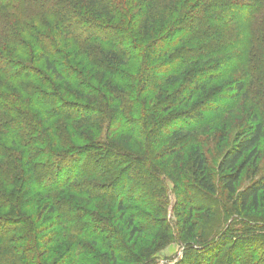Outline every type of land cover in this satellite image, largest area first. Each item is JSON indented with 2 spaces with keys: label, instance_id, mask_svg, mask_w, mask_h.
Wrapping results in <instances>:
<instances>
[{
  "label": "trees",
  "instance_id": "trees-1",
  "mask_svg": "<svg viewBox=\"0 0 264 264\" xmlns=\"http://www.w3.org/2000/svg\"><path fill=\"white\" fill-rule=\"evenodd\" d=\"M262 139L264 0H0V264H264V177L236 189Z\"/></svg>",
  "mask_w": 264,
  "mask_h": 264
},
{
  "label": "rangeland",
  "instance_id": "rangeland-1",
  "mask_svg": "<svg viewBox=\"0 0 264 264\" xmlns=\"http://www.w3.org/2000/svg\"><path fill=\"white\" fill-rule=\"evenodd\" d=\"M247 107L248 108L245 107V108H240L238 110H235L230 114L218 116L216 119H214L209 124L210 127L213 126V128L211 130L204 132L200 136V145L208 159L209 166L212 169L216 168L221 155L230 145L233 144L234 137L236 136V133L238 132V130H240L241 128L245 127L248 124V116H249L248 111L249 109H251V107L249 106ZM128 143L131 146V142L128 141ZM167 161L168 162H165V163L162 162L160 166L166 168L172 173L173 170L169 169L170 168L169 158ZM180 162L181 164L186 166L185 161H180ZM173 176L177 178L181 177V175H177V173H173ZM260 177H264V139H262L261 144L259 146L258 156L255 159L251 160L243 169L241 176H240L238 186L236 188L237 191H239L240 189H243L246 185H248L255 179H259ZM181 183L178 186L184 185L183 183L182 184ZM167 184H168L167 186H168V193H169V205L167 207L166 219L167 221L171 222V225H172V223L175 224L177 221V218L174 215V212L172 210V205L175 202V195L172 192L173 184L168 181H167ZM92 207H97V205L93 204ZM98 207H99V210H101L102 212L109 213V214L116 213V211L114 210V206H111V204H105V205L101 204ZM181 210L185 211V207H183ZM178 211L180 210L178 209ZM199 219H201V217H199ZM198 223H201V220H198ZM120 229L122 231L121 233L123 234V236L126 237L128 233L127 230H125L122 226L120 227ZM153 237H154L153 232H150V235L141 234L139 236V241L135 243L136 245L135 249L140 250L142 249L143 245L144 246H146V244L150 245L151 244L150 238H153ZM60 243L62 242L57 241L54 243V245L53 244L52 245L57 248L61 245ZM126 244L129 247L131 245L130 242H127ZM99 253L104 257V260L106 261L105 257L108 255V250L101 247L99 248ZM182 254H183L182 245L178 241H172L168 245H166L165 247H163L162 249L158 250L155 253L154 262L152 264H173L177 262L178 260H181ZM86 258H88V256H85V259ZM117 264H130V263H121L120 261L119 262L117 261Z\"/></svg>",
  "mask_w": 264,
  "mask_h": 264
}]
</instances>
